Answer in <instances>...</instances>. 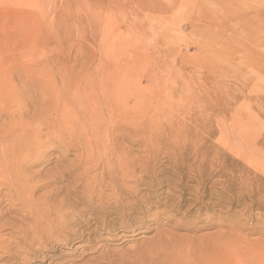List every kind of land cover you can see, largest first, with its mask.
Returning <instances> with one entry per match:
<instances>
[{
  "label": "rangeland",
  "instance_id": "1",
  "mask_svg": "<svg viewBox=\"0 0 264 264\" xmlns=\"http://www.w3.org/2000/svg\"><path fill=\"white\" fill-rule=\"evenodd\" d=\"M223 1L0 0V264H264V0Z\"/></svg>",
  "mask_w": 264,
  "mask_h": 264
},
{
  "label": "bare ground",
  "instance_id": "2",
  "mask_svg": "<svg viewBox=\"0 0 264 264\" xmlns=\"http://www.w3.org/2000/svg\"><path fill=\"white\" fill-rule=\"evenodd\" d=\"M223 2H225V0L223 1ZM230 6H231V8L230 9H233V7H234V9H236L235 7H236V5H235V3H231L230 2V4H229ZM238 9V8H237ZM226 11H228V13H230L231 11L230 10H226ZM230 15V14H229ZM34 230V229H33ZM36 235V234H35Z\"/></svg>",
  "mask_w": 264,
  "mask_h": 264
}]
</instances>
